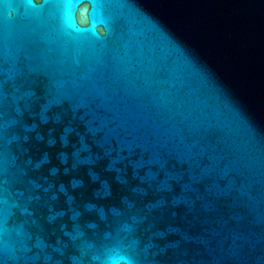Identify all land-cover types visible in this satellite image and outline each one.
I'll list each match as a JSON object with an SVG mask.
<instances>
[{
  "label": "water",
  "instance_id": "95a60500",
  "mask_svg": "<svg viewBox=\"0 0 264 264\" xmlns=\"http://www.w3.org/2000/svg\"><path fill=\"white\" fill-rule=\"evenodd\" d=\"M0 182V264H264V0H0Z\"/></svg>",
  "mask_w": 264,
  "mask_h": 264
},
{
  "label": "snow or ice",
  "instance_id": "6c2138e0",
  "mask_svg": "<svg viewBox=\"0 0 264 264\" xmlns=\"http://www.w3.org/2000/svg\"><path fill=\"white\" fill-rule=\"evenodd\" d=\"M63 105H64V107L66 109V111L63 113V115H65L66 117H69L72 122H78V126H80L83 129H86L88 132H90L87 129V127H86L84 122L79 121L77 117L72 115V109L68 106L67 102H64ZM37 114L42 116V113H37ZM42 118L46 119V117H42ZM26 139L27 140H31L30 137H26ZM92 139L94 141H96L100 145L101 149L104 150L105 145H103L100 142V139H99V137L97 135L92 134ZM122 162H124L126 164H130L133 168H136L139 171H143V168L141 167V165L147 166V164L152 163V161L148 160L144 155H137L135 157V159H129L127 157H122ZM155 164H158V166L160 168V171H161V174H163L164 170L168 167L167 162H155ZM139 171H138V178L139 179H143L144 177L142 175H139ZM36 187H39V185H36ZM4 191H6V189L3 188L2 182H0V204H3V203L7 202L6 198L3 195ZM45 191H47V189H45ZM36 210H37L36 206L34 205L31 197H29L27 200H19L18 199L14 203V211L12 213V218L13 219L16 218L17 212L19 214H22V215H25V216L31 218V217L34 216ZM47 211L48 212L51 211V208H50L49 205H48ZM47 219L48 220H52L53 217L49 214L47 216ZM3 222L7 223L8 222V217H4L3 218ZM36 243H37L38 247H43L45 241H44V239L38 238L36 240Z\"/></svg>",
  "mask_w": 264,
  "mask_h": 264
},
{
  "label": "clouds",
  "instance_id": "9594fccd",
  "mask_svg": "<svg viewBox=\"0 0 264 264\" xmlns=\"http://www.w3.org/2000/svg\"><path fill=\"white\" fill-rule=\"evenodd\" d=\"M92 259L99 264H134L132 256L119 248L106 249L93 255Z\"/></svg>",
  "mask_w": 264,
  "mask_h": 264
}]
</instances>
